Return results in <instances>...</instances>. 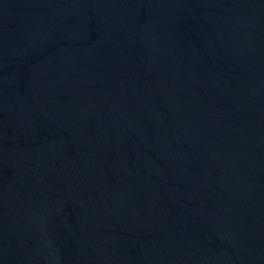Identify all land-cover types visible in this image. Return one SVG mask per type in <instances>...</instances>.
Here are the masks:
<instances>
[{"label":"water","instance_id":"1","mask_svg":"<svg viewBox=\"0 0 264 264\" xmlns=\"http://www.w3.org/2000/svg\"><path fill=\"white\" fill-rule=\"evenodd\" d=\"M0 264H264V0H0Z\"/></svg>","mask_w":264,"mask_h":264}]
</instances>
